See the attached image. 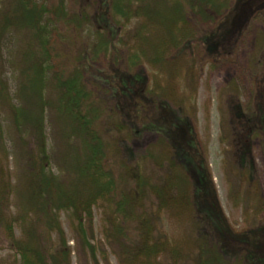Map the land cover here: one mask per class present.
<instances>
[{"label": "trees", "instance_id": "obj_1", "mask_svg": "<svg viewBox=\"0 0 264 264\" xmlns=\"http://www.w3.org/2000/svg\"><path fill=\"white\" fill-rule=\"evenodd\" d=\"M76 1H0V245L14 251L19 264H70L60 221L66 213L81 250L99 264L91 239L93 210L101 207L105 235L110 245L118 246L121 264H246L252 249L264 245V217L236 230L222 210L190 131L186 147L193 155L184 152L183 159L186 166H193L190 157L198 161L196 186L166 142L177 126L170 121L191 111L188 96L195 93L198 71L193 63L198 60L189 57V44L200 42L210 50L212 36L198 37L189 19L209 23L212 14L226 17L232 1L101 0L96 9L99 29L87 36L77 66L68 70L60 61L58 42L71 30L84 38L91 19L87 10L72 13ZM116 21L133 27L123 29L118 46H113L109 35ZM100 57L109 58L101 81L112 103L95 101L87 83L88 70ZM146 66L153 70L149 82L139 74ZM130 108L133 114L127 112ZM125 112L146 119L144 127L163 138L139 163L114 159L118 142L109 143L98 126L104 114L107 135L130 138L136 130L120 120ZM49 115L59 126V142L67 147L57 172L48 153ZM6 118L22 161L16 182L9 167ZM260 120L264 129V104ZM149 162L156 170L146 169ZM240 190V184L233 187L234 199ZM243 205L246 212L250 200ZM201 207L207 209L203 214ZM166 218L182 229L178 238L170 239L163 230ZM223 242L237 247L235 255L222 250Z\"/></svg>", "mask_w": 264, "mask_h": 264}, {"label": "rangeland", "instance_id": "obj_2", "mask_svg": "<svg viewBox=\"0 0 264 264\" xmlns=\"http://www.w3.org/2000/svg\"><path fill=\"white\" fill-rule=\"evenodd\" d=\"M231 1L232 11L226 17L212 14V20L209 23L193 16L189 19L198 37L201 33L212 36L209 40L210 50L202 49L200 42L197 44L194 41L189 44L187 50L189 57L191 60L194 58L198 60L197 63H193L198 71L195 93L193 98L188 96L191 111L187 116L180 115L179 110L178 115L181 118L177 116L178 121L174 119L170 121L177 126L167 136L166 142L169 148L176 151L178 158L180 157L179 161L196 186L199 178L198 161L190 157L193 166H186L187 162L183 159L184 152L187 155H193V151L186 147L189 144V136L192 135L193 140L198 142L202 159L208 165L226 218L236 230H243L248 222L253 224L256 218L259 220L264 217V129L261 128L260 120L264 104V0ZM99 3L101 0H77L73 4L72 13L75 11V14L81 15L83 10H87L91 19L84 26L86 29L84 38L80 39L71 30L64 42L61 40L58 42L59 49L63 51L60 61L64 62L68 70H73L77 66L78 54L82 53L84 43H87V36L99 29L100 25L96 23V9ZM132 27L123 21L113 22L109 35L113 46H118L123 29ZM108 65L109 58L105 60L104 57H100L86 75L89 89L93 90L91 91L94 100L102 104L104 100L112 103V99L105 93L104 82L101 81L104 79V66L107 68ZM139 74L149 82L153 70L146 66L139 70ZM7 76L13 82L9 71ZM127 112L133 114L131 108ZM120 120L127 128L135 129L136 133L130 138L119 137L118 139L114 134L107 135L103 114L98 120L103 138L105 137L111 144L118 142V156L114 159L127 163L142 162L148 151L157 147L163 138L158 131L144 127L146 119L143 117L134 119L125 112L120 116ZM3 125L9 152V167L16 182L22 164L16 154L18 151L16 148L19 147H16L14 143V132L10 127V120L6 118ZM58 129L59 126L49 115L46 120V134L48 153L55 172L59 168L58 163L64 153L63 148H67L57 138ZM115 169L119 173L117 170L119 168ZM146 169L156 170L150 162ZM239 174H243V180L239 179ZM239 184L241 185L239 197L234 199L233 187L239 188ZM245 199L250 200L246 212L243 205ZM256 204L258 208H262L257 212ZM201 208L202 210L199 209L201 214L207 211L206 208ZM93 216L94 233L91 244L96 248L98 263L121 264L118 246L110 245L105 235L106 215L102 208H94ZM60 221L65 232L66 248L70 252V264H94L89 254L81 250L69 215L61 213ZM257 224L256 222L254 225ZM163 230L170 239L178 238L182 233L178 224L167 218L164 220ZM16 233L17 237H20V230ZM54 241V247H58L60 239L56 236ZM221 248L229 255H235L234 251H237L235 245L228 247L224 242ZM249 256L246 264H264V245L252 249ZM19 260V257L7 245H0V264H19ZM165 264L168 263L165 261Z\"/></svg>", "mask_w": 264, "mask_h": 264}]
</instances>
